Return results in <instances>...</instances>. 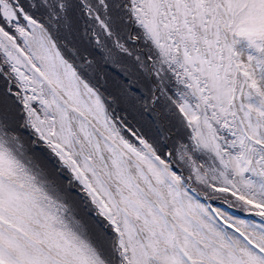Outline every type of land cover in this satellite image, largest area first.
I'll return each mask as SVG.
<instances>
[{
	"label": "snow or ice",
	"instance_id": "6c2138e0",
	"mask_svg": "<svg viewBox=\"0 0 264 264\" xmlns=\"http://www.w3.org/2000/svg\"><path fill=\"white\" fill-rule=\"evenodd\" d=\"M0 264H264V0H0Z\"/></svg>",
	"mask_w": 264,
	"mask_h": 264
}]
</instances>
